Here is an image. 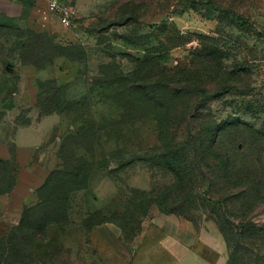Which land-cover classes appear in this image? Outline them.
Wrapping results in <instances>:
<instances>
[{"label":"rangeland","instance_id":"rangeland-1","mask_svg":"<svg viewBox=\"0 0 264 264\" xmlns=\"http://www.w3.org/2000/svg\"><path fill=\"white\" fill-rule=\"evenodd\" d=\"M62 1L76 10L69 28L48 0H0V24L11 29L0 36V55L15 52L7 71L0 64V161L9 160L0 162V221L8 210L12 221L19 214L7 207L15 177L10 147L35 146L57 123L49 140L63 142V167L42 194L45 206L27 214L36 233L30 263L126 264L101 243L119 242L133 256L129 245L143 242L145 264H228L210 207L200 202L184 218L164 205L177 192L164 144L182 143L195 129L190 119L175 121L183 107L170 89L207 68L209 94L234 89L200 116L208 112L219 124L235 117L264 135V0H213L248 25L206 6L176 14L185 0ZM31 32L33 40L21 38ZM25 53L44 68L21 66ZM227 144L246 165L259 166L261 157L264 166V152L241 140ZM36 201L33 192L24 205ZM257 220L264 223L263 211ZM172 239L182 243V260L163 250Z\"/></svg>","mask_w":264,"mask_h":264},{"label":"trees","instance_id":"trees-1","mask_svg":"<svg viewBox=\"0 0 264 264\" xmlns=\"http://www.w3.org/2000/svg\"><path fill=\"white\" fill-rule=\"evenodd\" d=\"M199 6H206L221 13L237 16L234 11H225L218 7L213 0L206 2L185 0L182 8L175 13L184 14L187 10ZM238 19L243 24H249L242 18L238 17ZM7 30L11 29L0 24V36ZM34 36L36 35L32 32L26 36L21 34V38L31 37L30 41ZM29 48L28 46L24 50H29ZM14 54L13 51L9 56L0 55V64L6 68L4 71H7L8 68V57H13ZM22 56L24 64L21 66L32 65L38 69L44 68L40 64L28 62L26 53ZM202 63L207 62L202 61ZM206 71L207 68H199L198 74L194 78L179 82L183 85L190 84L191 91L180 89L179 83L173 89H170L172 85L170 83L160 85L164 88H159L167 90L170 87L173 97L179 102L178 106L183 107L182 116L175 121L186 124L190 119L195 125L194 132L190 133L186 141L178 144H164L166 158L171 160L166 164L167 170L177 179L176 197L171 203L164 200V205L167 204V209H172L170 213L176 212L178 215L188 218L199 205L198 203L205 204L211 208V219L217 224L226 242L229 252L228 264H264V255H261L264 251V223L257 220L261 211L264 212L263 161L259 157V166L253 164L248 166L232 154L230 144H227L241 140L244 146L250 147L249 151L264 152V135L250 129L246 123L235 117L219 124L208 112L205 116H200L199 113L202 111H208L206 105L209 102L219 99L234 89V87L226 86L214 94H209L205 82H203L205 75H208ZM190 93L193 96L187 99ZM189 102H193L191 109L186 107ZM45 113L46 117L57 114L56 111H45ZM60 144L58 167L34 192L37 201L32 205L24 206L19 222L12 226L7 234L0 236V264H34V262L30 263V260L36 233L27 226V214L37 206H45L46 198L42 194L51 189L55 179L61 175L60 168L63 165L60 164V161L63 160V142ZM11 149V156L15 163V177L8 195L12 193L17 184L20 169L16 161V145L10 147L9 150ZM0 162L8 163L9 160ZM60 165L61 167H59ZM168 200L170 201V199ZM63 213L65 218H68L67 210H63ZM96 217H98L97 213L90 216L87 223H91ZM106 223V220L103 219L92 228Z\"/></svg>","mask_w":264,"mask_h":264},{"label":"crops","instance_id":"crops-1","mask_svg":"<svg viewBox=\"0 0 264 264\" xmlns=\"http://www.w3.org/2000/svg\"><path fill=\"white\" fill-rule=\"evenodd\" d=\"M51 116L54 118L55 116L58 115L53 114ZM54 124L56 125L57 123ZM55 125L51 124L48 133L44 135L43 138H41L40 141L33 147L28 145L19 146L16 144L17 147L16 161L20 169L18 173L17 184L14 190L12 191V193L10 194L7 207H9V205L11 204L16 207H19V212H18L19 214L18 217L15 218L14 221H12V219L14 218L13 215L15 213L12 212L11 210H8L5 216L6 222L0 221V236L7 234L10 231L11 227L19 222L28 195L32 194L40 186H42L46 181V179L48 178V176L58 167L59 151L61 144L60 142H58V140H49L52 131L55 128ZM30 128H35V126H31ZM18 134L19 132H16V135ZM31 168L33 170L29 172L28 169ZM26 172L28 173V177H25L23 175ZM101 244L109 245V248L112 252L111 258H113V256H116V258H119L120 260H127V262H125L126 264H138V263L145 264L144 257L141 255V253L139 254V250L142 248L143 242H133L129 245L130 247L132 248L134 247L137 249V251L134 252L133 256L131 255V253L129 254V252L127 253V251H123L121 247V243L119 242H114V243L102 242ZM163 250L165 252L166 250L172 252L180 260H182L183 249L181 242L172 239L170 243L168 244L164 243ZM120 253H122L123 255H120ZM138 254L140 256H138ZM99 261L101 264H103L101 259H99ZM34 264H45V263H34Z\"/></svg>","mask_w":264,"mask_h":264},{"label":"built area","instance_id":"built-area-1","mask_svg":"<svg viewBox=\"0 0 264 264\" xmlns=\"http://www.w3.org/2000/svg\"><path fill=\"white\" fill-rule=\"evenodd\" d=\"M48 10L59 17L63 26L71 27L76 15V10L73 7L65 4L62 0H48Z\"/></svg>","mask_w":264,"mask_h":264}]
</instances>
